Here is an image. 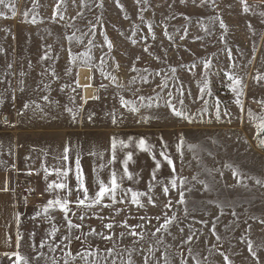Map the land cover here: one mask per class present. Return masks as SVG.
I'll list each match as a JSON object with an SVG mask.
<instances>
[{
    "label": "rangeland",
    "instance_id": "obj_1",
    "mask_svg": "<svg viewBox=\"0 0 264 264\" xmlns=\"http://www.w3.org/2000/svg\"><path fill=\"white\" fill-rule=\"evenodd\" d=\"M246 4L248 11L244 0L0 5V129L19 137L10 141L21 148L18 186L28 185L27 198L18 188L26 203L19 233L26 264H264V133L257 134L264 118V1ZM81 67L90 69L98 98H85ZM169 103L185 115L175 116ZM112 137L124 146L117 144L109 163ZM141 138L150 152L139 147ZM7 140L0 135V149ZM129 152L133 178L125 175L121 187L146 193L140 204L131 192L121 202L118 189L116 202L72 203L67 216L58 206L43 212L67 194L47 188L64 182L55 169H74L79 156L92 197L96 176L108 183L115 170L120 177ZM153 155L161 162L155 179ZM67 184L76 189L74 171ZM165 214L171 222L161 227ZM133 226L142 238L130 234ZM16 260L0 256V264Z\"/></svg>",
    "mask_w": 264,
    "mask_h": 264
},
{
    "label": "snow or ice",
    "instance_id": "obj_2",
    "mask_svg": "<svg viewBox=\"0 0 264 264\" xmlns=\"http://www.w3.org/2000/svg\"><path fill=\"white\" fill-rule=\"evenodd\" d=\"M244 2H245V11H248L246 0H244ZM3 4H5V0H0V5H3ZM9 7H12V5H9ZM13 11H15L14 8H13ZM0 15H3V13H0ZM33 22H35V21H33ZM108 47L109 48L112 47V44H111L110 41L108 42ZM207 66L208 65L206 64L205 67H207ZM239 83H240L239 80H235V83L233 85H230V87H232L233 91H236L235 84H239ZM164 87H167V85L165 84ZM93 98H98V97H93ZM44 99H47V97H44ZM121 103L124 104L125 106H127L128 104H130L132 102L122 99ZM181 103H182V101H181ZM236 103L240 104L241 101L239 99H237ZM261 103L264 104V101H261ZM24 107L27 108L28 105L25 104ZM169 107L171 108L172 113L175 116L183 117L185 115L184 112L177 110V108L175 107L174 104L169 103ZM69 111L71 112V109H69ZM131 111L138 112L139 109L136 108V107H133L131 109ZM217 116H219V111H217ZM249 116L253 117V113L251 112V110H249ZM73 118H75V117H73ZM89 119H91V117H89ZM144 119H146V117ZM115 122H116V120L114 118L113 119V123H115ZM257 127H258V133L257 134L259 136L260 133H264V118H261V122L258 124ZM118 143L121 146H124V141H122V140L121 141H117V139L115 137H112V140H111L112 157H111V160L109 161V163H113L116 160V148H117V144ZM138 143H139V147L141 149L149 151V152L151 151L152 146L151 145H147L145 139L141 138ZM261 143H264V140H262ZM68 152H69V149L67 147H65L64 155H63V159L65 161L68 160ZM92 154L95 155V153H92ZM161 155L163 156L164 160L167 161V163L172 166V172L175 173V166L173 164V161L169 157V155L166 152H161ZM152 158H153V160H155V163H156V169L153 170V179H155L156 171L161 167V162L159 160H156L155 155H153ZM131 159H132V153L129 152L127 154V157L122 161L124 167H123V173L121 174V176L118 177L116 171L113 170L111 172L110 181L108 183H105L103 180H101L99 178V175H97L95 183L98 186V191H95V193H94V195L92 197L88 196L89 189L85 186L84 176H83V169H82V166H81V163H80V157L79 156H77L76 159H75V168L74 169H72V168H65L64 170L55 169L57 175L59 177L63 178L64 182H59L58 183L56 181H53L52 183L48 184L47 188H48L49 191L64 190V191H66L67 194L63 198L57 196L56 199L49 200L47 202V204L45 206H43V209H42L43 212L47 213L49 211V209L53 208L54 206H58L64 212L65 216H67L69 211H71L69 205L72 204V203H75L78 206L83 205V206H86V207H91L92 205L101 204L105 197H109V198H111V200L113 202H116V193H117L118 189L122 193L125 194V195L122 196L121 202L123 201V199H127L128 198L127 197V193L131 192V201H132V203L140 204L139 197L146 195V193L135 192V191H132L131 189H123L121 187V184H122V181H123V178H124L125 175L127 176V178L129 180H131L133 178L132 177V173L128 172V167H127L128 163H129V161ZM104 166L105 165H100L101 168H103ZM44 170H45L46 177H47L48 169L45 168ZM70 171H74V174H75V179H76V182H77V187H76L75 190L72 189V188H69V186L67 184V176H68ZM259 182L260 181H257V183H259ZM176 186H177V181H176L175 178H173L172 181H171V187L175 188ZM150 187H151V184H150ZM73 191H77V193H78L77 199L75 201H70L68 199V196H70ZM163 191H164V193H167L169 191L168 187L165 186L163 188ZM80 194H83V196H84L83 199L80 198ZM180 196H181V199H180L179 203H184V198H183V193L182 192L180 193ZM149 199H151V198H149ZM86 201H87V204H86ZM165 207L166 208H170L171 207V201H169V203L166 204ZM37 215H40V213H37ZM81 219H83V217H81ZM157 219H159V217H157ZM172 219H175V217H173ZM170 222H171V220L165 214V223L161 227H167V225ZM68 224H69V227H76V228L80 227V225H73L70 220L68 221ZM105 227L110 229V228L113 227V225L112 224H107V225H105ZM135 227H138V226H133V230L130 232V234L131 235H135V236H140L142 238V234L141 233H136L135 232V230H134ZM57 231L58 230L56 228H52V230H51L52 235L55 236V233ZM157 231H160V229L158 228ZM19 235L20 234L18 233V236ZM106 238L110 239L111 237H106ZM249 251L251 252V255L253 257H256L257 259H259L257 257V252L252 249L251 242L249 243ZM6 255H8V254H6ZM10 255H13V256L17 257V260H16L15 264H21V261H24L25 264H26V258L21 256V254L18 251L14 252V253H11ZM225 259H227V257H225ZM53 264H56L55 260H53ZM65 264H67V262H65ZM128 264H132L131 260L128 261ZM185 264H186V262H185ZM196 264H200V261L197 260ZM229 264H231V262H229Z\"/></svg>",
    "mask_w": 264,
    "mask_h": 264
},
{
    "label": "crops",
    "instance_id": "obj_3",
    "mask_svg": "<svg viewBox=\"0 0 264 264\" xmlns=\"http://www.w3.org/2000/svg\"><path fill=\"white\" fill-rule=\"evenodd\" d=\"M10 132V133H9ZM13 130L0 129V135L9 138L8 143L0 149V256L10 257L19 252L20 225L22 212L26 203L18 194L19 182L15 169L19 168L22 156L21 148L10 141L14 137ZM13 134V135H10ZM2 137V136H1ZM8 254V255H6Z\"/></svg>",
    "mask_w": 264,
    "mask_h": 264
},
{
    "label": "bare ground",
    "instance_id": "obj_4",
    "mask_svg": "<svg viewBox=\"0 0 264 264\" xmlns=\"http://www.w3.org/2000/svg\"><path fill=\"white\" fill-rule=\"evenodd\" d=\"M250 1H264V0H250ZM79 82L85 87L84 95L86 99H93L95 97V90L91 86V72L89 68H80Z\"/></svg>",
    "mask_w": 264,
    "mask_h": 264
},
{
    "label": "built area",
    "instance_id": "obj_5",
    "mask_svg": "<svg viewBox=\"0 0 264 264\" xmlns=\"http://www.w3.org/2000/svg\"><path fill=\"white\" fill-rule=\"evenodd\" d=\"M23 186H24V187H27L28 185H23ZM23 186H20V187H19V192H20V194H22V197H23V198H27L26 190H25V188H24Z\"/></svg>",
    "mask_w": 264,
    "mask_h": 264
}]
</instances>
